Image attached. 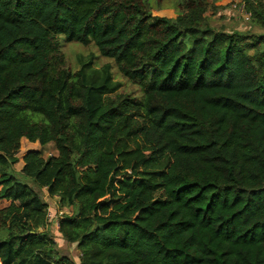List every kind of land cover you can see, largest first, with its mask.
Wrapping results in <instances>:
<instances>
[{"label":"trees","instance_id":"1","mask_svg":"<svg viewBox=\"0 0 264 264\" xmlns=\"http://www.w3.org/2000/svg\"><path fill=\"white\" fill-rule=\"evenodd\" d=\"M250 30L143 0H0V264H264V0ZM110 65L67 67L62 42ZM29 150L18 175L21 139Z\"/></svg>","mask_w":264,"mask_h":264},{"label":"rangeland","instance_id":"2","mask_svg":"<svg viewBox=\"0 0 264 264\" xmlns=\"http://www.w3.org/2000/svg\"><path fill=\"white\" fill-rule=\"evenodd\" d=\"M185 0H143L147 9L153 15L166 16L175 20L180 15V5ZM207 11L205 16L210 24L216 29H223L227 32L250 30V16L243 9L241 0H204ZM62 51L67 67L72 70L79 69L83 62L89 61L91 66L97 69L104 65H110L111 73L114 81L121 83L118 92L137 93V87L121 76L115 63L112 59L100 55L97 48L93 44L83 46L77 42H62ZM34 147H40L39 144L32 146L29 143H21L19 152L16 154L18 161L13 165V171L20 174L22 168V156L26 151L36 150ZM44 157L55 154L56 151L52 144L40 147ZM42 200L48 204L49 220L47 229H49L50 236L55 241V247L58 249L60 255L69 257L76 264L79 263V251L75 244L66 242L58 232L57 219L66 209L61 208L56 197L48 196L45 189L38 190ZM9 201L0 200V209L6 207Z\"/></svg>","mask_w":264,"mask_h":264},{"label":"crops","instance_id":"3","mask_svg":"<svg viewBox=\"0 0 264 264\" xmlns=\"http://www.w3.org/2000/svg\"><path fill=\"white\" fill-rule=\"evenodd\" d=\"M25 141V143H26V145H27V143H29V145H32V146H35V145H37V144H39L38 142H34V143H31V142H29L27 139H25V138H22L21 139V143H23ZM40 145V144H39ZM41 147V146H40ZM40 147L38 148V147H34V148H32V149H36V150H39L40 149ZM29 150H31V149H29ZM27 152V151H26ZM25 152V153H26ZM23 157V156H22ZM21 162H22V165H23V160L21 159Z\"/></svg>","mask_w":264,"mask_h":264}]
</instances>
